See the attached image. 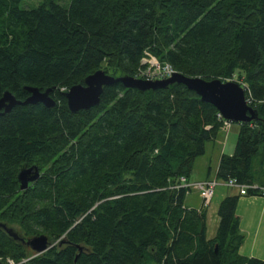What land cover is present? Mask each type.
<instances>
[{
  "label": "trees",
  "instance_id": "16d2710c",
  "mask_svg": "<svg viewBox=\"0 0 264 264\" xmlns=\"http://www.w3.org/2000/svg\"><path fill=\"white\" fill-rule=\"evenodd\" d=\"M36 1L0 0V97L23 100L32 86L55 100L0 116V222L52 246L33 255L0 227V264H264L239 253V194L220 200L207 238L206 209L175 187L223 128L212 104L180 83L117 82L77 112L64 96L99 69L136 75L146 53L186 76L237 81L257 117L239 123L215 179L264 186V0ZM30 166L40 176L21 190Z\"/></svg>",
  "mask_w": 264,
  "mask_h": 264
},
{
  "label": "water",
  "instance_id": "95a60500",
  "mask_svg": "<svg viewBox=\"0 0 264 264\" xmlns=\"http://www.w3.org/2000/svg\"><path fill=\"white\" fill-rule=\"evenodd\" d=\"M117 82L125 88H136L141 91L165 88L172 83H180L187 89L194 91L201 101L212 104L225 120L246 123L257 117V111L247 104L244 88L237 81H223L219 78L206 80L198 76H186L177 71L165 79L147 80L129 75L114 77L99 69L87 75L83 84L72 85L64 92L68 109L71 112H77L96 106L100 102L103 88ZM24 89L28 92V96L23 100L17 99L8 90L3 92L0 97V116L9 113L16 105H28L37 102L48 108L55 105V100L50 95L52 88L40 90L37 87L25 86ZM39 176L40 172L37 166L22 168L17 175L20 189H26L29 183L35 181ZM0 227L14 239L22 241L36 254L42 253L52 246L45 234L24 240L6 224L0 222ZM79 251H81L80 247Z\"/></svg>",
  "mask_w": 264,
  "mask_h": 264
},
{
  "label": "crops",
  "instance_id": "0c3cea01",
  "mask_svg": "<svg viewBox=\"0 0 264 264\" xmlns=\"http://www.w3.org/2000/svg\"><path fill=\"white\" fill-rule=\"evenodd\" d=\"M230 127L231 126L225 128V130L228 131ZM217 164L215 167H217ZM190 180H205V179H190ZM224 187L225 188L221 187V190L216 194L215 200L213 202L216 204L215 210H217L218 203L224 196L229 194H238V191L236 189L228 188L226 186ZM187 195H191V194L188 193ZM212 199L208 207H210L212 203ZM186 205L189 207L199 208L200 201H197L196 203H189ZM236 214L239 217V228L245 235V239L241 244V246L239 247V253L246 257H255L264 260V196L252 195V194L240 195L236 206ZM206 236L207 238L213 237V234L209 236L207 235V211H206Z\"/></svg>",
  "mask_w": 264,
  "mask_h": 264
},
{
  "label": "rangeland",
  "instance_id": "374dc122",
  "mask_svg": "<svg viewBox=\"0 0 264 264\" xmlns=\"http://www.w3.org/2000/svg\"><path fill=\"white\" fill-rule=\"evenodd\" d=\"M25 1L26 0H22V4H21L22 6H25L24 5V4H26ZM27 1H28V4L26 6H34L37 4L36 0L35 1L34 0H27ZM57 1L59 3H62V4L68 2V0H57ZM230 126L231 127L228 131H226L225 128L223 127V130L221 129L219 131V133L217 134V136L214 140L208 141L205 144V150H206L205 154L196 159L189 179H205V180H207V178H210V179L215 178V168H216L215 166L218 162L219 156L222 153L231 154L234 151V146H235L236 137H237V133H238L239 123L232 122ZM208 167L211 169L210 174H209ZM39 172L41 173L40 170H39ZM189 181L190 182L191 181L197 182V181H204V180H189ZM224 186L225 185H223V184H219L216 186V188L214 190L215 194L213 196L212 203H211L210 207H208V206H207L208 208L206 207L207 208L206 211H207V235L208 236L215 234V231H216V228L218 225V218H217L216 210H215L216 204L213 202L215 200L216 194L221 190V187L225 188ZM228 188H230V187H228ZM190 194L191 195L186 196L185 204L196 203L197 201H200V197L198 196L197 190H195V189L190 190ZM202 209H204V208H202ZM41 234H43V233H41ZM30 251H32V250L30 249ZM32 254L34 255V252ZM7 259L13 261V259H11V258H7ZM7 259H6V263H7ZM23 261H25V259Z\"/></svg>",
  "mask_w": 264,
  "mask_h": 264
},
{
  "label": "built area",
  "instance_id": "2783aa9c",
  "mask_svg": "<svg viewBox=\"0 0 264 264\" xmlns=\"http://www.w3.org/2000/svg\"><path fill=\"white\" fill-rule=\"evenodd\" d=\"M173 72H175V70L169 63H161L146 53V55L141 59L140 66L134 77L147 80H161L170 77ZM217 117L222 120L224 128H228L231 125V122L225 120L219 112L217 113ZM179 182L180 183L175 185V187L197 190L198 196L200 197V208H206L209 205L213 197L214 190L219 184H223L227 187L236 189L239 195H247L248 190H251L255 195L264 196V186H259L255 183H239L234 178H229L228 180L223 182L218 181L215 178L207 179L204 181L190 182L185 177H180ZM7 263L15 264L14 261L9 259H7Z\"/></svg>",
  "mask_w": 264,
  "mask_h": 264
},
{
  "label": "bare ground",
  "instance_id": "6f19581e",
  "mask_svg": "<svg viewBox=\"0 0 264 264\" xmlns=\"http://www.w3.org/2000/svg\"><path fill=\"white\" fill-rule=\"evenodd\" d=\"M144 56V55H143ZM248 104V103H247ZM249 105V104H248Z\"/></svg>",
  "mask_w": 264,
  "mask_h": 264
}]
</instances>
